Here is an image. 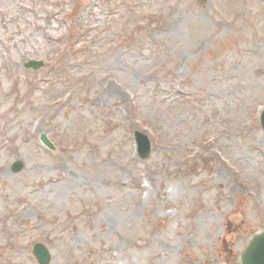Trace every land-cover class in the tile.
<instances>
[{"label":"rangeland","instance_id":"obj_1","mask_svg":"<svg viewBox=\"0 0 264 264\" xmlns=\"http://www.w3.org/2000/svg\"><path fill=\"white\" fill-rule=\"evenodd\" d=\"M263 110L264 0H0V264H241Z\"/></svg>","mask_w":264,"mask_h":264},{"label":"water","instance_id":"obj_2","mask_svg":"<svg viewBox=\"0 0 264 264\" xmlns=\"http://www.w3.org/2000/svg\"><path fill=\"white\" fill-rule=\"evenodd\" d=\"M46 66L43 60H30L25 64L26 68L39 70ZM261 125L264 129V111L261 115ZM136 141L138 143V151L140 157L147 159L152 152V143L150 137L141 131L135 132ZM41 141L50 149L54 150L56 147L52 140L46 133L40 136ZM24 168L23 161L19 160L13 164V170L19 172ZM39 264H51L52 253L49 247L43 242H36L32 250ZM242 264H264V231L256 234L250 241L248 247L241 257ZM92 264V263H90Z\"/></svg>","mask_w":264,"mask_h":264},{"label":"bare ground","instance_id":"obj_3","mask_svg":"<svg viewBox=\"0 0 264 264\" xmlns=\"http://www.w3.org/2000/svg\"><path fill=\"white\" fill-rule=\"evenodd\" d=\"M66 170H64V176H67V173L65 172ZM105 180L109 181V180H112V181H115L117 180V175H114V176H109L107 177Z\"/></svg>","mask_w":264,"mask_h":264}]
</instances>
